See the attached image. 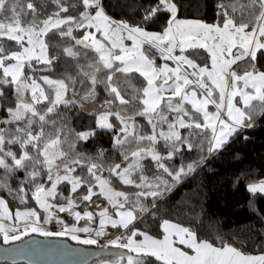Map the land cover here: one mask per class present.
<instances>
[{"label":"snow or ice","instance_id":"obj_1","mask_svg":"<svg viewBox=\"0 0 264 264\" xmlns=\"http://www.w3.org/2000/svg\"><path fill=\"white\" fill-rule=\"evenodd\" d=\"M50 3L0 0V192L24 206L0 196L3 244L67 237L98 248L97 264H264V252L157 216L184 178L264 119V0H217L212 23L158 0L135 25L108 15L105 0ZM161 15L165 25L148 30ZM68 112L93 126L76 131ZM98 135L119 162L106 148L83 151ZM194 149L198 160L165 163ZM246 190L264 196V178ZM149 217L156 235L137 227Z\"/></svg>","mask_w":264,"mask_h":264},{"label":"trees","instance_id":"obj_2","mask_svg":"<svg viewBox=\"0 0 264 264\" xmlns=\"http://www.w3.org/2000/svg\"><path fill=\"white\" fill-rule=\"evenodd\" d=\"M34 2L38 3V8L42 5L48 12L55 10L50 0H34ZM157 2L158 0H105V10L114 19L125 20L135 25L142 21L143 9ZM175 2L180 9L178 13L180 18H198L210 23L216 19L217 0H175ZM166 20L167 16L161 15L156 24L148 26V30L159 31L165 25ZM202 56L203 54L199 53L193 55L192 58L197 59L199 63ZM132 83L139 86L140 81L136 79ZM97 91L100 93L99 100L104 97V93L99 88ZM64 114L70 126L76 131H83L93 126V121L88 116L78 114L79 118H77L70 112ZM4 115L0 112V118ZM138 121L143 123L141 118H138ZM245 134L249 137L248 140L242 137L235 139L224 151L214 158L207 159L203 167L184 178L171 193L165 196L162 202H158L157 216L174 219L189 226L197 231L201 238L215 242V237L219 235L235 243V246L240 247L242 251L264 252V196L257 194L256 197H251L246 190L248 182L264 177V119H260L254 128L246 130ZM97 148L108 149L107 156L119 162L107 135H98L93 141L83 145V151L88 154H94ZM199 155L196 149L191 152L184 151L180 157L165 161V163L175 170L181 163L186 164L198 160ZM145 168L146 175L151 176L155 172L149 161L145 162ZM238 175L241 178L237 183ZM164 178L168 179L167 176ZM113 184L118 190L134 191L116 181H113ZM15 186L13 184V187ZM67 194L65 192V195ZM0 196L8 199L11 209L24 207L4 192H0ZM147 203L151 205V201ZM34 205V202L29 200L27 207ZM254 209L258 210L259 214ZM137 227L156 235L155 223L151 217L147 218L144 224H138ZM112 232L120 234L116 230ZM0 241L3 242L2 239ZM97 259L99 258L93 259L89 264H96Z\"/></svg>","mask_w":264,"mask_h":264},{"label":"water","instance_id":"obj_3","mask_svg":"<svg viewBox=\"0 0 264 264\" xmlns=\"http://www.w3.org/2000/svg\"><path fill=\"white\" fill-rule=\"evenodd\" d=\"M5 249L15 251L6 252ZM98 251L95 246L79 245L67 237L45 238L32 234L11 245L0 241V263L89 264L93 259L100 258L93 255Z\"/></svg>","mask_w":264,"mask_h":264},{"label":"crops","instance_id":"obj_4","mask_svg":"<svg viewBox=\"0 0 264 264\" xmlns=\"http://www.w3.org/2000/svg\"><path fill=\"white\" fill-rule=\"evenodd\" d=\"M178 18H180V17H178ZM184 19H198V18H184ZM206 22V21H205ZM208 23H210V22H208ZM151 31V30H150ZM32 207H35V205L34 206H32ZM13 211H15V209H12ZM61 215H63V214H61ZM58 225H49V228H50V230H53V231H55V230H58ZM109 231L110 232H112L113 231V229H110L109 228ZM68 239H70V238H68ZM71 240V239H70ZM72 241V240H71ZM73 242H75V241H73ZM0 264H7V263H0Z\"/></svg>","mask_w":264,"mask_h":264},{"label":"rangeland","instance_id":"obj_5","mask_svg":"<svg viewBox=\"0 0 264 264\" xmlns=\"http://www.w3.org/2000/svg\"><path fill=\"white\" fill-rule=\"evenodd\" d=\"M261 178H264V177H261ZM261 178H257V179H254V180H259V179H261ZM254 180H252V181H254ZM186 226V225H185ZM111 229V228H110ZM110 232V231H109ZM246 253H249V252H246ZM261 252H256V253H250V254H260ZM104 258H110V257H104ZM100 259V258H99ZM99 259H97L96 260V264H97V261L99 260Z\"/></svg>","mask_w":264,"mask_h":264},{"label":"built area","instance_id":"obj_6","mask_svg":"<svg viewBox=\"0 0 264 264\" xmlns=\"http://www.w3.org/2000/svg\"><path fill=\"white\" fill-rule=\"evenodd\" d=\"M106 239V238H105ZM102 243L104 242L103 240L101 241Z\"/></svg>","mask_w":264,"mask_h":264}]
</instances>
